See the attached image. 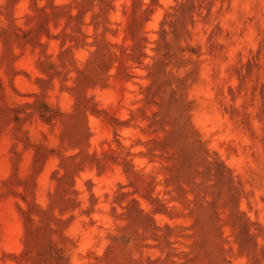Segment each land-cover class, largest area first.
Listing matches in <instances>:
<instances>
[{"label": "rangeland", "instance_id": "1", "mask_svg": "<svg viewBox=\"0 0 264 264\" xmlns=\"http://www.w3.org/2000/svg\"><path fill=\"white\" fill-rule=\"evenodd\" d=\"M0 264H264V0H0Z\"/></svg>", "mask_w": 264, "mask_h": 264}]
</instances>
